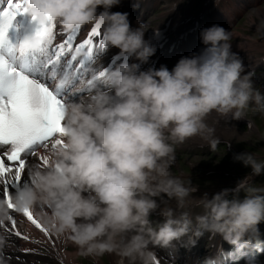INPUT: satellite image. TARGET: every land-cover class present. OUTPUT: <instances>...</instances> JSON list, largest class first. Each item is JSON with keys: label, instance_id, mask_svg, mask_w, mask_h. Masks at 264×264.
Masks as SVG:
<instances>
[{"label": "clouds", "instance_id": "9594fccd", "mask_svg": "<svg viewBox=\"0 0 264 264\" xmlns=\"http://www.w3.org/2000/svg\"><path fill=\"white\" fill-rule=\"evenodd\" d=\"M121 0H24L29 16L48 20L73 31L89 23L104 26L107 47L131 58L107 71V89H98L84 102L69 100L63 109L64 144L50 155L46 167H30L28 181L13 193L16 211L45 206L37 215L49 230L66 237L87 256L116 253L128 264H147L149 245L168 248L188 236L194 247L205 233L219 235L234 246V264H259L245 253L251 245L264 253V185L247 179L235 189L211 196H195L191 180L171 172L175 148L199 136L213 147L214 128L206 117L215 112L233 120L250 106L264 113V91L255 86L238 53L232 51L231 33L213 24L199 31L203 47L182 56L169 69L148 67L157 48L145 40V26L132 27L127 12H113ZM133 7H138V3ZM98 9L100 11L98 12ZM44 38L22 35L18 50L38 51ZM233 160L264 173V160L239 152ZM243 192V195H240ZM175 208L161 206V197ZM199 208L194 217L186 209ZM159 209L161 220L153 221ZM0 201V220L7 217ZM0 235V252L5 246ZM0 264L7 261L0 256Z\"/></svg>", "mask_w": 264, "mask_h": 264}, {"label": "snow or ice", "instance_id": "6c2138e0", "mask_svg": "<svg viewBox=\"0 0 264 264\" xmlns=\"http://www.w3.org/2000/svg\"><path fill=\"white\" fill-rule=\"evenodd\" d=\"M0 3H6L0 7V201L6 202L8 210L17 212L13 190L19 191L28 181L30 167L48 166L51 153L64 144L66 102H84L85 92L106 90L105 77L111 66L97 64L99 53L107 47L100 23L78 36L81 27L69 32L58 28L52 20L39 23L36 17L28 15L24 0ZM18 16L29 17L28 25L17 24ZM10 29H15L14 39L9 38ZM26 33L44 38L38 51L18 50L17 45ZM21 213L55 248V238L33 211L25 208ZM0 229L9 240L14 236L31 241L10 213L0 220ZM9 246L13 252L40 254L15 243ZM7 258L14 264H26L20 255ZM152 259L153 264H163L158 255Z\"/></svg>", "mask_w": 264, "mask_h": 264}, {"label": "bare ground", "instance_id": "6f19581e", "mask_svg": "<svg viewBox=\"0 0 264 264\" xmlns=\"http://www.w3.org/2000/svg\"><path fill=\"white\" fill-rule=\"evenodd\" d=\"M41 211H43V212H49L48 211V208L47 207H45V206H37L36 207V213H39V212H41ZM112 254V256H115V253H111ZM67 256H68V254H67ZM77 256V254H75V253H70L69 254V257H76ZM112 258H115V257H112ZM6 261H7V264H14V261H12V260H9L8 258L7 259H5ZM27 264V263H26Z\"/></svg>", "mask_w": 264, "mask_h": 264}, {"label": "rangeland", "instance_id": "374dc122", "mask_svg": "<svg viewBox=\"0 0 264 264\" xmlns=\"http://www.w3.org/2000/svg\"><path fill=\"white\" fill-rule=\"evenodd\" d=\"M24 258H28V257H24ZM26 260H27V259H26ZM39 261L41 262V260L34 259V264L39 263Z\"/></svg>", "mask_w": 264, "mask_h": 264}]
</instances>
